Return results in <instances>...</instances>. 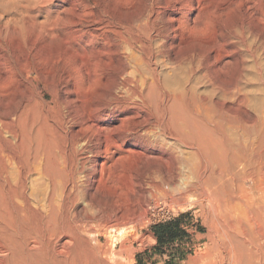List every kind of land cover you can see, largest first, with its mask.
I'll use <instances>...</instances> for the list:
<instances>
[{
	"label": "rangeland",
	"instance_id": "1",
	"mask_svg": "<svg viewBox=\"0 0 264 264\" xmlns=\"http://www.w3.org/2000/svg\"><path fill=\"white\" fill-rule=\"evenodd\" d=\"M82 1L89 13L85 16L80 15V0H0V94L4 95L0 108L7 112L23 108L27 71L39 65L46 76L47 89L43 87L55 97L49 110L42 112L52 117L64 115L62 125L48 121L53 132L62 135L58 137L62 143L69 132L78 129L70 110L81 116L92 101L101 100L113 85L117 59L129 54L121 43L116 48L118 42H110L105 25L153 19L170 30L166 42L183 59L172 63L158 56L149 65L131 62V68L138 69L135 85L148 82L154 73L160 92L186 93L189 99L184 109L197 107L192 113L204 122L209 120L216 138L230 141L226 154L229 175L230 170L241 172L247 161L232 162L230 157L239 147L256 145V132H264V0ZM72 13L79 14L73 16L74 29L79 26L82 32L74 38L65 34L66 19ZM52 17L59 21L50 28L40 25ZM72 70L80 73L77 83L61 82L63 71ZM50 98L48 94L46 99ZM127 114L134 115L132 129L145 133L151 146L127 144L122 148L135 153L149 149V166L134 153L131 159L107 163L102 170L90 213L95 212L108 229L102 232L93 227L88 232L90 247L99 248L100 253L86 250V263L219 264L226 255L222 247L237 236L232 213L217 204L219 199L208 198L207 185L179 196L183 183L192 177V150L175 142L151 120L144 121L145 113L138 108ZM127 114H104L95 123L101 132H109ZM84 146L85 141L79 140V163L85 162L89 170L104 154L94 157ZM168 154L175 155V161ZM212 168L218 169L217 164ZM39 177L33 174L29 179L45 181ZM249 184L251 181H245ZM167 222L175 235L160 241L153 226Z\"/></svg>",
	"mask_w": 264,
	"mask_h": 264
},
{
	"label": "bare ground",
	"instance_id": "2",
	"mask_svg": "<svg viewBox=\"0 0 264 264\" xmlns=\"http://www.w3.org/2000/svg\"><path fill=\"white\" fill-rule=\"evenodd\" d=\"M79 4L83 10L80 15L89 14L82 0ZM73 16L79 14L72 13L66 19L69 27L65 34L70 38L76 33L82 35L79 26L74 29L77 22ZM58 21V17H52L47 24L40 25L49 27ZM105 28L110 42H118L116 48L121 43L129 54L117 59L119 66L112 77L113 85L101 100L92 101L81 116L70 110L78 129L69 132L65 141L59 143L60 133L53 132L48 124L52 119L56 125H62L64 115L52 117L42 112L49 110L55 97L44 89L43 85L47 89L43 80L46 76L39 65L27 71L23 108L11 112L0 108V264H87L86 250L100 253L88 241V232L93 227L102 232L107 228L95 212L90 213L96 203L100 174L107 163L131 159L136 151L123 149V145L151 146L145 133L132 129L134 115L127 113L135 107L145 113L144 121L151 120L195 156L192 177L183 183L181 191L177 188L179 196L207 185L208 198L210 195L219 199L217 204H223L232 213L237 236L229 238L222 247L226 255H222L219 264H264V132H256V145L236 149L230 157L232 162L239 159L247 162L239 173L230 170V176V168H226L229 140L216 138L209 120L204 122L192 113L197 107L184 109V102L189 99L186 93L160 92V81L154 73L148 82L140 86L134 83L138 69L131 68V62L149 65L158 56L172 63L182 61L171 43L166 42L170 30L153 19L120 22L116 26L109 23ZM79 77L78 71H63L61 82L74 85ZM3 100L1 93L0 105ZM192 100L195 101L194 97ZM104 114L127 115L118 128L101 132L95 121ZM79 140L85 141L84 150L89 148L94 157L104 154L89 170L85 162L79 163ZM148 150L142 148L141 153H135L147 161V166ZM168 156L171 162L175 161V155ZM212 164H217L218 169L212 168ZM33 174L45 181L29 179ZM171 175L174 179L175 174ZM247 180L251 181L248 186Z\"/></svg>",
	"mask_w": 264,
	"mask_h": 264
},
{
	"label": "trees",
	"instance_id": "3",
	"mask_svg": "<svg viewBox=\"0 0 264 264\" xmlns=\"http://www.w3.org/2000/svg\"><path fill=\"white\" fill-rule=\"evenodd\" d=\"M154 235L158 240L162 241L164 239H172L175 235L174 229L171 226V222L163 224H155L153 226Z\"/></svg>",
	"mask_w": 264,
	"mask_h": 264
}]
</instances>
